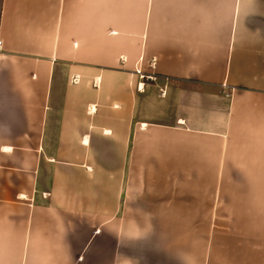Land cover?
<instances>
[{"label": "crops", "instance_id": "crops-1", "mask_svg": "<svg viewBox=\"0 0 264 264\" xmlns=\"http://www.w3.org/2000/svg\"><path fill=\"white\" fill-rule=\"evenodd\" d=\"M0 40V264H264V0H0Z\"/></svg>", "mask_w": 264, "mask_h": 264}, {"label": "rangeland", "instance_id": "rangeland-1", "mask_svg": "<svg viewBox=\"0 0 264 264\" xmlns=\"http://www.w3.org/2000/svg\"><path fill=\"white\" fill-rule=\"evenodd\" d=\"M139 81H142V83H139V86H138V89L139 90H143L144 88V84L147 82V79H146V77L144 76H141L140 78H139ZM140 84H142V85H140ZM160 93H162V92H160Z\"/></svg>", "mask_w": 264, "mask_h": 264}, {"label": "built area", "instance_id": "built-area-1", "mask_svg": "<svg viewBox=\"0 0 264 264\" xmlns=\"http://www.w3.org/2000/svg\"><path fill=\"white\" fill-rule=\"evenodd\" d=\"M0 45H1V40H0ZM227 96L229 95V94H226Z\"/></svg>", "mask_w": 264, "mask_h": 264}]
</instances>
